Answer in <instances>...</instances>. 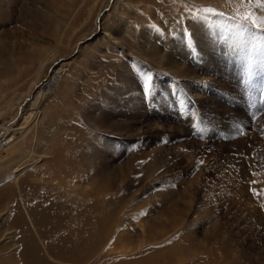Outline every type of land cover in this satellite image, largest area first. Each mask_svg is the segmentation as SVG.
I'll return each mask as SVG.
<instances>
[{"label":"rangeland","instance_id":"obj_1","mask_svg":"<svg viewBox=\"0 0 264 264\" xmlns=\"http://www.w3.org/2000/svg\"><path fill=\"white\" fill-rule=\"evenodd\" d=\"M93 1L0 0V263L18 248L16 229L6 218L10 200L18 197L13 172L19 152L30 147L17 128L20 115L29 121L35 107L31 95L16 111L15 97L26 95L38 79L34 91H39L62 67L73 87L82 89V68L90 72L84 58L103 42H97L102 24L116 20L113 36L120 38V47L101 56L126 74L109 80L124 92L113 96L101 90L89 97L100 107L89 110L82 137L97 139L106 152L107 144L113 145L98 166L100 174L86 179V188L92 198L102 193L116 200L117 244L128 247L119 257L157 245L160 264H264V31L201 0H171L170 5L154 0L155 7L164 4L156 8L164 16L158 23L147 9L137 12L142 20L126 22L121 7L136 6L127 0ZM209 8L213 11H201ZM166 10L181 19L192 14L206 25L197 33L185 26L172 32L175 20ZM247 15L264 19V9ZM141 25L152 32L137 36ZM48 60L57 61L39 70L40 61ZM71 66L82 76L67 74ZM96 75L91 86L107 79ZM148 77L152 94L146 99L142 84ZM92 121L98 122L97 131L90 129ZM9 123L13 133L4 130ZM44 146L43 152L52 153L58 145ZM12 264L20 263L13 258Z\"/></svg>","mask_w":264,"mask_h":264},{"label":"bare ground","instance_id":"obj_2","mask_svg":"<svg viewBox=\"0 0 264 264\" xmlns=\"http://www.w3.org/2000/svg\"><path fill=\"white\" fill-rule=\"evenodd\" d=\"M94 1L95 4L98 2ZM117 1L115 0V3ZM127 1L136 6L125 10H123L124 6L121 7L122 11H125L126 22L137 23V19L142 20V16L138 15L144 9L149 11V17L154 23H158V19L164 17H161L158 14L159 11L156 10V8L164 7V4L158 2L157 7H155L154 0ZM201 1L218 5L223 10L241 16L258 13L257 4L259 0ZM170 3L172 4L171 0L168 1L169 5ZM102 9L103 7H100L99 12ZM247 9H251V11L248 13ZM166 11L167 15L172 16L175 20L174 31L172 32L181 33L185 26L187 30L197 33L206 25L203 19L195 18L192 14L188 13L191 17L181 19L176 15V12ZM182 21L184 23L186 21V23L182 24ZM114 22L102 24L101 37L98 38L97 42H103L101 44L96 43L98 44L95 47L97 55L92 53L84 58L89 60L86 65L88 63L87 69L90 72L82 68L84 81L86 82L82 89L77 90L73 87L74 82L63 74L64 72L60 71L64 68L62 67L55 69L53 76L56 75V77L49 78L39 91L34 90L41 82L40 79L34 81L29 90L27 89L26 95L22 94L23 97H15L16 111L22 102L27 98L29 99L31 95H33L35 107L29 121L24 120L22 113L20 115L21 120L17 128L23 130L25 141L29 143L30 147L19 152L21 159L19 158L20 161L15 164V167L13 166V177L16 179L14 184L18 197L13 196L10 200L12 211L6 218V222L16 229L17 240L15 243L18 248L14 256L4 258L0 264H12L13 258L20 264H160L162 252H160L161 248L157 245L143 249L134 257H119L120 252L125 255L128 247L123 248L121 245L122 248L120 249L117 244L120 237L114 225L116 222V211L114 209L117 204L116 200L107 198L98 192L92 198L90 191L86 188L88 183L86 179L89 178L92 172L100 174L101 169L98 166L103 167L102 161L113 149L112 144H107L110 150L108 149V152L103 151L102 145L101 143L98 144L97 139L88 140L82 137V134L86 133L82 128V124L89 118L88 112L92 107L95 105L100 107V103H97V101L91 100V102H88L89 97L91 95L97 97L101 95V92L104 94L111 92L113 95L116 88H113L112 79L123 77L125 74L124 71L120 70L118 64L111 63L110 58L101 56L103 53H109V47L111 46L120 47V38L113 36L118 32L119 21L114 20ZM147 23L148 19L146 18V21L142 24ZM141 26L142 30L137 29V36H140L141 32L144 34L152 32L150 27L146 29L144 28L145 25ZM93 28L96 29V24ZM172 29V25H170L168 33ZM154 39L156 38L154 37ZM80 40L78 39V42ZM82 50L80 49V57L83 55ZM98 54L103 59H98ZM101 60H108V63ZM56 61L52 60L47 63L46 61H40L38 69L44 65L50 67ZM71 67L70 72L67 71V74L78 72L76 70L79 68L75 70L73 66ZM5 71L11 76L15 74L12 67H7ZM96 72L106 76L107 79L91 86L93 83H91V80H98L99 76L96 75ZM78 74L74 76H82L81 73ZM109 80L111 81L109 82ZM121 88H118L116 93L124 92V89ZM10 113L8 114L11 121L14 116ZM90 125V129L95 131L99 129L98 122L92 121ZM13 128V126L10 127L9 123L5 125L4 130L13 133ZM51 141H53V144L58 145L56 150L50 153L51 151L49 152L46 149L48 153L43 152L42 146ZM49 153L52 154V159L48 158ZM148 165H146L149 168L148 170L152 169V165ZM106 172L110 173V169L106 168ZM108 184V188H110L112 181Z\"/></svg>","mask_w":264,"mask_h":264},{"label":"snow or ice","instance_id":"obj_3","mask_svg":"<svg viewBox=\"0 0 264 264\" xmlns=\"http://www.w3.org/2000/svg\"><path fill=\"white\" fill-rule=\"evenodd\" d=\"M258 9H264V0H259L257 4ZM202 12H212V9H201ZM242 19L249 21L254 27H258L260 31H264V19L260 20H252L250 15H244ZM147 76V73L144 74ZM142 88L145 94V98L147 99L152 94V85H151V77H148V80L142 84Z\"/></svg>","mask_w":264,"mask_h":264}]
</instances>
